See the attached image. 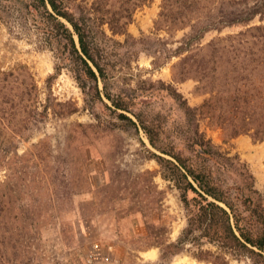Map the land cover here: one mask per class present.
<instances>
[{
  "label": "rangeland",
  "instance_id": "rangeland-1",
  "mask_svg": "<svg viewBox=\"0 0 264 264\" xmlns=\"http://www.w3.org/2000/svg\"><path fill=\"white\" fill-rule=\"evenodd\" d=\"M99 1L102 9L119 6ZM25 3L0 0V110L14 116L11 126L0 124V264H255L208 239L170 247L162 259L161 243L178 241L189 212L156 155L174 159L165 147L192 156L189 131L198 124L220 151L240 155L264 204V77L246 65L250 78L228 82V70L243 62L219 58L224 46L264 49V15L205 31L204 2L162 17L164 0H149L136 7L127 41L106 24L114 39H103L107 84L124 110L56 38L44 41ZM192 23L200 37L181 49ZM226 176L242 184L233 170ZM201 249L210 260L195 256Z\"/></svg>",
  "mask_w": 264,
  "mask_h": 264
},
{
  "label": "trees",
  "instance_id": "trees-1",
  "mask_svg": "<svg viewBox=\"0 0 264 264\" xmlns=\"http://www.w3.org/2000/svg\"><path fill=\"white\" fill-rule=\"evenodd\" d=\"M23 1H26L24 6L28 19L34 24V29L44 37V41L52 46V41L49 39L56 38L58 44L69 53L73 61L79 64L88 78L97 84L99 77L103 79L105 94L117 108L128 109L125 102L115 98L122 97V95L115 94L107 84L110 74L106 60L111 52L108 49L110 46L103 45V39L113 41L114 39L109 36L105 25L108 24L115 34L126 35L127 41L130 35L127 25L132 21L136 7L149 0H117L118 8H115L114 3L108 2V9L97 6L99 0ZM202 2L208 8L204 20L205 31L224 26L249 24L259 14L264 15V0H164L161 16L171 17L182 9H185L184 12L192 13L201 7ZM190 26L192 32L182 40L183 45L179 46L181 49L190 50L200 37L197 24L192 23ZM115 42L123 45L122 41L115 40ZM240 44L239 41L237 45ZM232 52H234L233 57ZM219 56L222 60L226 59L231 62V59L236 58L239 62H243V67L240 69L235 65L231 66L233 69L228 70L226 77L228 82L239 83L250 78L252 75L244 73L247 69L246 65L253 66L252 71L259 70L264 77V49L243 51L238 48L226 49L224 46L223 53ZM216 69L217 67H214V71ZM176 93L180 94L178 91ZM36 102L38 99L35 100L33 97L31 110L27 112L31 114L32 119L39 113L36 109ZM0 111L2 112L0 124L11 126V119L14 118L13 112L7 114V112ZM119 116L137 125V122L126 113L120 112ZM136 116L144 128L149 131L141 117ZM24 120L26 119L20 122L26 124ZM189 140L194 148L192 156H184L181 152L165 147L159 148L171 154L174 159L156 155L166 169L164 176L175 181L189 212L188 226L178 241L166 245L164 242L161 243L162 259L168 258L172 252L170 247H176L177 252L183 244L188 242L196 244L200 243L201 239H208L233 253L247 252L246 254L253 257L255 264H263L264 204L254 199L258 190L255 187L253 173L239 154L224 153L210 139H206L198 124H195V127L193 125V129L189 131ZM230 170L241 176L242 184L236 181L230 183L226 176V171ZM191 190L195 192V195L189 198L188 192ZM221 202H224L230 210ZM232 216L235 223L232 221ZM208 254L212 253L201 249L199 253H195V256L202 260H210Z\"/></svg>",
  "mask_w": 264,
  "mask_h": 264
}]
</instances>
